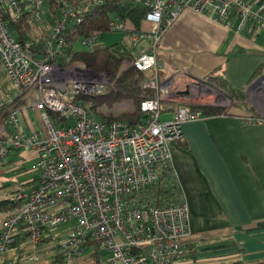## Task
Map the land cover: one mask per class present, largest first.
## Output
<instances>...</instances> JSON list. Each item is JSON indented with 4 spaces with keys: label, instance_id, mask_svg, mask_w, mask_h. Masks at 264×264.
I'll return each mask as SVG.
<instances>
[{
    "label": "built area",
    "instance_id": "built-area-1",
    "mask_svg": "<svg viewBox=\"0 0 264 264\" xmlns=\"http://www.w3.org/2000/svg\"><path fill=\"white\" fill-rule=\"evenodd\" d=\"M127 1L145 10L139 30L126 33L124 21L110 17L106 33L120 34L127 48L117 42L106 47L130 54L129 65L143 73L141 87L151 92L140 100L143 117L134 124L104 119L108 107L123 111L120 103L82 100L107 92L111 83L103 73L68 65L74 51L89 52L99 43V32L73 31L103 0H0V65L8 82L0 108L21 100L0 124V162L10 152H28L35 175L27 189L7 195L0 264L22 241L25 258L37 261L40 241L49 235L62 264H73L93 246L103 264L191 261L189 216L168 143L180 137L182 123L197 118L187 105L198 104L211 86L182 71L159 77L156 47L183 10L233 32L248 26L264 39V0ZM22 19L30 30L21 39L16 23ZM165 113L168 118L161 117ZM29 114L38 119L36 128Z\"/></svg>",
    "mask_w": 264,
    "mask_h": 264
},
{
    "label": "crops",
    "instance_id": "crops-1",
    "mask_svg": "<svg viewBox=\"0 0 264 264\" xmlns=\"http://www.w3.org/2000/svg\"><path fill=\"white\" fill-rule=\"evenodd\" d=\"M155 53L159 77L182 71L202 79L217 71L230 87L243 89L247 99L251 76L264 61V39L248 26L233 32L207 16L183 10L161 34ZM1 75L5 78L2 68ZM7 87V80L0 82L2 92ZM253 110L262 120H252L237 107L227 115L198 114L181 124L182 145L177 139L168 143L170 165L189 216L191 261L185 264H264V116ZM19 154L29 157L24 151L13 155ZM11 156L0 164L11 163ZM8 186L0 184L5 191L0 188V201L16 190ZM2 220L0 209V227ZM50 241H40L35 262L25 258L22 241L3 264H55L58 254Z\"/></svg>",
    "mask_w": 264,
    "mask_h": 264
},
{
    "label": "trees",
    "instance_id": "trees-1",
    "mask_svg": "<svg viewBox=\"0 0 264 264\" xmlns=\"http://www.w3.org/2000/svg\"><path fill=\"white\" fill-rule=\"evenodd\" d=\"M59 0H57L58 2ZM62 1V0H61ZM144 8L140 5L132 4L127 0H103V2L93 9L84 14L81 22L74 27L73 33L80 36H86L92 33L99 32V43L95 45L92 51L76 50L70 60L69 64L82 63L86 68H89L95 72L103 73V75L110 81L111 86L105 94L84 97L83 101H90L92 106L106 103L107 106H111L114 102L126 103L127 108L120 113H112L105 116V120H122L130 124L137 123L142 117L143 113L139 109V102L143 97L151 95L149 90H145L141 87L140 82L143 78V73L135 70L129 65L132 60V56L118 48L112 49L106 47L102 40V36L108 34V19L112 16H116L122 19L125 23L126 33L139 30L140 20L144 15ZM22 24L19 30V25L16 30H19V38H23L24 32L30 30V25L22 19ZM112 34V33H110ZM72 36V35H71ZM70 42V39H67ZM112 44V43H110ZM111 46V45H110ZM113 46V45H112ZM264 73V61L259 64L251 76V80ZM203 83L219 90L228 100L229 107L224 108L220 105L213 104H188V109L193 112H198L200 117L229 114L232 108H242L250 114L252 120H262L257 116L251 105L247 104L245 99V93L243 89H236L230 87L217 71H212L205 75ZM250 80V81H251ZM21 100L15 98L10 102L5 103L0 108V124H4V119L8 110L17 104L21 103ZM103 118V117H100ZM178 144L182 145L183 141L177 139ZM10 206V202L7 199L0 201V209H6ZM49 239H52L51 237ZM43 238L41 241L46 242L49 240ZM18 242H15L17 244ZM55 264H62L58 258L54 260ZM87 264H103L99 258V250L97 246H93L92 251L87 254Z\"/></svg>",
    "mask_w": 264,
    "mask_h": 264
},
{
    "label": "rangeland",
    "instance_id": "rangeland-1",
    "mask_svg": "<svg viewBox=\"0 0 264 264\" xmlns=\"http://www.w3.org/2000/svg\"><path fill=\"white\" fill-rule=\"evenodd\" d=\"M122 36L120 34H105L102 36V40L105 43V45L110 44L111 42H117L120 44L122 49H126V44L121 40ZM76 46H79L78 44ZM70 65V64H68ZM73 65V64H72ZM6 81L4 77L1 75V68H0V82ZM111 86V85H110ZM211 90L206 92V95L201 96V101H197L198 104H213V105H220L221 107H224L225 109L229 107V100L216 88L210 87ZM219 94V96L215 95V92ZM216 96V98H215ZM248 98L244 101L247 104H251L253 108L258 111L259 114L264 116V78L261 80L260 84L257 85L255 88L248 91L247 94ZM194 101V100H193ZM87 105L91 104L89 101H84ZM127 108L126 103H120ZM191 104V103H190ZM196 104V103H195ZM99 105V104H98ZM105 106L107 107V104L105 103ZM111 108V114L112 113H120L122 111L123 107L120 108H114V107H108ZM31 122L33 124V127L36 128L38 126V119L33 115H29ZM20 118V116H19ZM163 118V117H162ZM22 152V151H21ZM20 152V153H21ZM9 154H12L11 163H5L0 164V184L5 185L8 184L9 186L6 188H15L19 190H25L29 186L28 185H22L23 183L27 181H32L34 178V171L32 170L33 167V161L32 159L22 158L19 155H13L14 153L10 152ZM6 160H9L8 157ZM6 160L2 161L1 163L5 162ZM13 162H17L15 165ZM22 185V186H21ZM1 188V187H0ZM12 188V189H13ZM3 191V187L1 188ZM5 192V191H3ZM3 213V218L5 214V209L1 210ZM80 261L78 264H87V255L84 254L80 258H78Z\"/></svg>",
    "mask_w": 264,
    "mask_h": 264
},
{
    "label": "water",
    "instance_id": "water-1",
    "mask_svg": "<svg viewBox=\"0 0 264 264\" xmlns=\"http://www.w3.org/2000/svg\"><path fill=\"white\" fill-rule=\"evenodd\" d=\"M264 78V73L254 77L248 84V91L255 88L257 85L260 84L261 80ZM177 95H181V94H177Z\"/></svg>",
    "mask_w": 264,
    "mask_h": 264
}]
</instances>
